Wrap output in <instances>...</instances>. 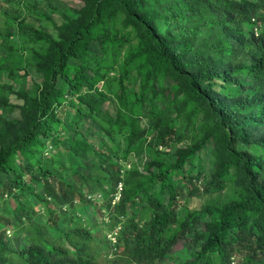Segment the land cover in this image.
Returning <instances> with one entry per match:
<instances>
[{
  "label": "trees",
  "instance_id": "16d2710c",
  "mask_svg": "<svg viewBox=\"0 0 264 264\" xmlns=\"http://www.w3.org/2000/svg\"><path fill=\"white\" fill-rule=\"evenodd\" d=\"M76 1L61 40L20 34L14 55L44 73L36 95L19 94L20 119L4 116L2 85L0 264H165L186 234L196 250L178 264H264V0ZM111 73L113 119L94 92ZM147 149L146 173L110 158ZM227 188L205 220L187 211V198Z\"/></svg>",
  "mask_w": 264,
  "mask_h": 264
},
{
  "label": "rangeland",
  "instance_id": "374dc122",
  "mask_svg": "<svg viewBox=\"0 0 264 264\" xmlns=\"http://www.w3.org/2000/svg\"><path fill=\"white\" fill-rule=\"evenodd\" d=\"M81 6V2L76 0H0V31L2 34L9 33L11 35L8 36V40L5 39L6 42H3L11 48V51L0 47V59L1 56L6 58L3 63H0V100L2 96H4V93L2 92V85L5 84L10 87V93H5V96L8 97V106L6 107L4 116H7L10 112V115L13 118L20 119V111L18 107L24 102L19 94L25 93L29 96H34L37 92H39V89L44 86V84H41L44 82V73L37 70L34 66V68L26 67L23 63H19V52L14 55L16 52L15 49L22 45L20 34L22 33L23 35H26L25 27L32 26L36 30H42L45 33L47 32L53 39L59 41L62 37L60 36V30L58 28L60 26H66L67 21H71L79 17V13L77 11L80 10L79 8ZM166 28L167 26L165 23L161 22V30L164 31ZM26 45L29 47H39L40 44ZM11 68L12 71H10ZM13 71L14 73H12ZM86 74L91 76L92 72L88 70ZM116 82V77L111 73L108 79L100 80L97 88L94 90L96 93H99L100 91H104V93H106V99L102 102L100 107L103 109L102 111L106 110L107 114L110 113L112 119L114 117V106L116 105V100L113 97V94L118 89ZM39 85L40 87L38 89L37 87ZM69 92H71V90L66 88L64 96L68 100L72 101L73 99L72 97H69ZM9 105L11 106L10 108ZM69 125H71L70 122L68 123V126ZM89 130L91 129L88 128L82 131V135L90 141L98 144L102 138H100L97 132H93L88 135ZM91 135L95 137L94 140L90 137ZM149 139L150 138L148 137L147 140L149 141ZM120 144H122L121 141ZM162 150L164 151L165 149L163 148ZM147 152L150 153L151 151L147 149V151L142 153V155L138 153L130 154L126 157V160L122 159L121 156L117 155V153L111 154L110 158L114 162H120L123 169H131L134 165H136L139 170L144 171L142 165L149 160ZM200 154L202 155L204 162L205 159L203 151H201ZM45 161L49 160L45 159ZM194 164L195 163L193 161L190 162V165L193 166ZM205 167L207 169L206 162ZM144 173H146V171H144ZM204 181L205 183H208L209 176ZM201 192L204 193L203 190H201ZM227 196H233V189L227 188L222 193H217L216 191H213V189H209V191H206L204 194L187 198V201H185L187 202V211L193 213L195 219L205 220L206 218H204V215L200 212L206 204L205 202H211L218 198L225 199ZM30 199L32 201V206L37 210L33 220L34 222L39 223L41 221V215L40 209L37 207L38 202L34 197H30ZM96 200L101 202L99 194H96ZM3 203L4 202H2V204L0 203V207H2L3 211H9L8 205L4 206ZM84 210H88V208L81 207L74 213V215L79 216ZM130 211L131 210L127 211V216H130ZM177 214L180 217L183 216V207H180V205L178 206ZM91 218L94 219L93 212L91 213ZM199 227L202 229L201 224ZM200 233L202 232L200 231ZM13 235H15V231L8 228V238H12ZM193 236L194 235L186 234L182 239L176 242L172 248V253L168 255V259L165 264H178L183 262L185 259L192 258L196 250L193 247Z\"/></svg>",
  "mask_w": 264,
  "mask_h": 264
},
{
  "label": "clouds",
  "instance_id": "9594fccd",
  "mask_svg": "<svg viewBox=\"0 0 264 264\" xmlns=\"http://www.w3.org/2000/svg\"><path fill=\"white\" fill-rule=\"evenodd\" d=\"M121 189H122V183H118L116 193L114 194L112 204H114L116 201H118L120 195H121ZM40 192V191H39ZM108 238L110 239L111 243L115 242L114 234L110 233L108 234Z\"/></svg>",
  "mask_w": 264,
  "mask_h": 264
}]
</instances>
